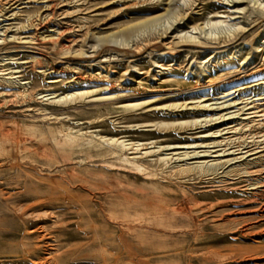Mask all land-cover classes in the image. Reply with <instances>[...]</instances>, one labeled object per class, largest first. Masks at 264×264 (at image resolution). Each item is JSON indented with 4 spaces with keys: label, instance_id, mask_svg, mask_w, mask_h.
<instances>
[{
    "label": "rangeland",
    "instance_id": "obj_1",
    "mask_svg": "<svg viewBox=\"0 0 264 264\" xmlns=\"http://www.w3.org/2000/svg\"><path fill=\"white\" fill-rule=\"evenodd\" d=\"M150 2L0 0V71H14L15 80L0 83V264H264V193L256 176L239 184L251 183L244 190L224 191L200 173L169 183L146 177L147 169L163 167L154 155L141 156L146 169L138 170L113 154L106 140L82 143L67 133L81 129L85 137L97 133L146 142L157 136L145 130L149 127L131 125L202 118L207 111L193 107L201 96L207 98L203 102H235L219 108L226 120L242 117L243 102L264 98V64L250 49L263 36L264 52V13L252 12L259 0H237L236 6L245 8L240 12L228 10V0L196 1L189 19L204 31L220 35L232 29L205 26L214 11L225 10L230 23L244 27L241 38L215 50L222 55L239 45L234 62L218 64L205 50H171L162 42L126 51L124 44L143 37L135 38L129 25L164 11L165 1L155 8ZM166 19L171 21L169 15ZM117 32L123 37L97 45V36ZM185 53L186 59L179 58ZM240 54L257 72L240 76ZM205 60L203 79L186 75L187 67L195 70ZM221 63L227 65L214 67ZM220 82L232 87L228 93L212 87ZM73 91L85 93L60 102L50 99ZM175 100L188 106L176 112L162 108ZM129 102H159L163 110L140 116L123 106ZM223 121L179 132L171 127L155 141L200 142ZM193 149L209 148L181 150ZM122 192L128 199L118 196ZM150 197L155 207H135Z\"/></svg>",
    "mask_w": 264,
    "mask_h": 264
},
{
    "label": "bare ground",
    "instance_id": "obj_2",
    "mask_svg": "<svg viewBox=\"0 0 264 264\" xmlns=\"http://www.w3.org/2000/svg\"><path fill=\"white\" fill-rule=\"evenodd\" d=\"M150 1V3H152L150 8H155L161 4V2L165 1L164 11L161 13H155L150 17L143 18L129 25L131 30L135 33V38L140 36L143 37L141 39L139 38L138 41H133L131 44H124L123 48H126V51L137 52L162 42L166 48L171 50L184 48L183 50L188 53L192 49L205 50V56H208V59L214 57L217 61V64L223 59H229L227 63H232L234 62L233 59H235L240 53L241 48H239L238 45L236 48L231 49L225 54H215V50L217 48L228 46L229 44L237 41V39L241 38L240 34L244 30V27H242L239 22L230 23L226 19L229 14L225 13V10L214 11L212 14H210V12L204 20V25L208 26L209 28H232L219 35L215 31L206 32L203 30V26H196L190 21L189 17H191V12L196 7L197 0ZM236 4H238L237 0H228V5H226L227 9L232 12H240L241 10L245 9L243 7L236 6ZM252 12H260L261 14L264 13V1L259 0L258 4L252 8ZM166 15L170 16L171 21L166 19L167 22H164V16ZM180 23L185 24V26L191 30H184L181 28ZM168 34H170V37L173 36L172 39L170 38L171 40H167L169 37ZM118 37H123V35H119V32H117L116 35H114V33H108L107 35L97 36V45L103 42L110 43L112 40H114V38ZM262 38L263 36H260L255 43H251L250 49H254L253 51L258 52L257 55L260 56V60L264 64V52H261ZM188 53L183 54L179 58L183 60L186 59ZM247 57V55L240 54V56L237 58L238 61H240V64H244V69L242 71L243 73L240 75L243 78L244 76L257 72L256 68L249 67L250 62L245 63ZM173 59L176 58L173 57ZM152 62L157 63L154 65L155 67H160L157 59H153ZM206 62L207 60L199 61V63L202 64V67L197 65L195 66V68L197 67L195 70H192L191 67H187L186 75L189 77L188 74H193L203 79V76H205L203 67H207ZM227 63L214 65V67L220 66V68H224ZM13 72L14 71L12 70L11 72L6 73L0 71V83H7L9 85L13 84L15 82V80H13V76H11ZM5 74H8V77H5ZM95 74L98 75L99 71ZM149 75L156 76L151 70L149 71ZM104 78L106 77L104 76ZM56 81H58V79L49 80V82ZM164 81H168V79H164ZM211 82L207 85H210ZM202 85L206 86V84ZM207 87L210 86H206V88ZM212 87L221 89L223 94L228 93V90L232 88L231 86H228V83L221 82L218 86L215 84V86ZM84 93V91H73L67 92L66 94H54L50 96V99L52 102H60L67 100L68 98H72L75 95ZM206 99L207 98H204V96H201V99L193 105V107H195L194 109L207 111V114L202 118L201 116L197 117L195 115H190L188 119L174 118L171 120H165L163 118H158L144 120L131 125V127L137 126V128L149 127V129L145 130H149L150 134H153L157 136L156 138H159L163 137L162 134L169 133L172 130L171 127L174 129L173 131L179 132L182 129H196L201 126H206V124H213L218 122L220 119L225 120L219 124H214L212 127L210 126V131L202 134L200 142L192 141L188 142L186 145L174 143L171 144L162 142L163 138H161L159 142L155 141L156 138L146 142H142L140 140L128 141L119 137L107 138L97 133H90L88 134V137H85L83 135L84 132H82L81 129L68 130L67 133L70 138H72V141L75 139L76 141L82 143L95 144L98 142V139L106 140V143L111 144L110 150L113 154L119 153L120 156H122L123 161L129 162L131 164L134 163L132 164L133 167L138 170L146 169L144 164L139 159L141 156H156L155 158L157 162L161 163V166L163 167L160 170H154L153 172L152 170L147 169L146 177L149 178H151L153 175L160 177L161 179L170 183L175 179L179 180L180 176L200 173L202 176L210 179L211 181H214L215 179V181L218 182V186L221 188L223 187L222 189L226 191L236 188H241L244 190L243 187L249 186L251 183L247 182L244 185L242 184L241 187H239V184L244 180H248L253 176H256L254 177L257 180L256 184L260 185L261 189L259 190L261 193H264V98H255L250 102H243L242 106L240 107L242 112H239L242 117L235 120H226V113H219V111L223 109L224 106L235 102H203ZM154 103L129 102L123 106L132 110L131 112H134V114L140 116H147L150 113L160 115L163 109L168 111L170 110L171 112H176L179 110L182 111L188 106L186 102H176L175 100L164 105L162 109L158 107L160 106L159 104H156L159 102H156L155 104ZM152 104L157 106L150 108L149 106ZM44 118L47 119L48 116H45ZM144 144H147V146L143 147ZM199 146H205L209 149L205 151H199L197 149L181 150L182 148L186 147ZM128 150L129 153L125 154V151ZM163 150H167V152L163 153ZM117 194L122 199L124 198V200H126V198L128 199V195L125 192ZM185 203L186 201L182 203V205ZM186 205H188V203ZM155 206L156 203L152 197L137 202L135 205V207L138 209H148ZM182 207L185 208L184 205ZM186 210L187 209L184 211ZM125 225L127 224L125 223Z\"/></svg>",
    "mask_w": 264,
    "mask_h": 264
}]
</instances>
